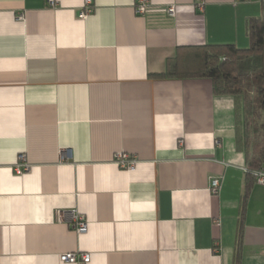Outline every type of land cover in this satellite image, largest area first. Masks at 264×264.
<instances>
[{
	"label": "crops",
	"instance_id": "1",
	"mask_svg": "<svg viewBox=\"0 0 264 264\" xmlns=\"http://www.w3.org/2000/svg\"><path fill=\"white\" fill-rule=\"evenodd\" d=\"M137 3L92 0L80 18L85 0H0V264H264L244 99L156 76L181 46L249 47L264 1Z\"/></svg>",
	"mask_w": 264,
	"mask_h": 264
},
{
	"label": "trees",
	"instance_id": "2",
	"mask_svg": "<svg viewBox=\"0 0 264 264\" xmlns=\"http://www.w3.org/2000/svg\"><path fill=\"white\" fill-rule=\"evenodd\" d=\"M247 30L249 47L233 43L181 46L168 71L156 76L211 78L216 94L244 99L256 145L248 174L256 180L254 172L264 166V17H251Z\"/></svg>",
	"mask_w": 264,
	"mask_h": 264
},
{
	"label": "built area",
	"instance_id": "3",
	"mask_svg": "<svg viewBox=\"0 0 264 264\" xmlns=\"http://www.w3.org/2000/svg\"><path fill=\"white\" fill-rule=\"evenodd\" d=\"M236 2L245 1V0H235ZM264 1V0H263ZM52 6L55 5L56 0H49ZM197 5L200 10L204 11L205 0H197ZM150 7V0H138L136 5V12L139 15L144 16ZM93 10L92 0H85V5L83 10L80 13V18H86ZM167 11L175 16L176 6L174 4L168 6ZM23 16H20L22 19ZM21 162L17 165V171L22 173L29 169V165L24 161V156H21ZM118 163L122 168H133L137 164V159L135 156H132L128 153H121L118 155ZM256 177V181L260 184H264V166L254 172ZM221 178L215 177L212 179L211 182V191L213 194L217 195L221 189ZM87 223L82 216H76V229L80 232L86 229ZM91 254L90 253H82L78 255L75 252H66L61 254L60 258L64 262L70 263H77V264H88L91 261Z\"/></svg>",
	"mask_w": 264,
	"mask_h": 264
}]
</instances>
